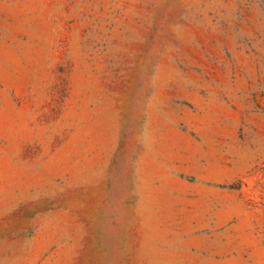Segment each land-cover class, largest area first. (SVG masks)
Wrapping results in <instances>:
<instances>
[{"label":"rangeland","instance_id":"rangeland-1","mask_svg":"<svg viewBox=\"0 0 264 264\" xmlns=\"http://www.w3.org/2000/svg\"><path fill=\"white\" fill-rule=\"evenodd\" d=\"M0 264H264V0H0Z\"/></svg>","mask_w":264,"mask_h":264}]
</instances>
